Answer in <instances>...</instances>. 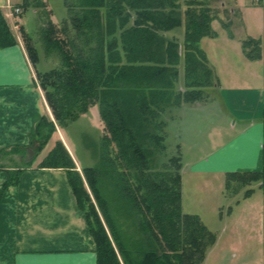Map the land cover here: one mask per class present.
I'll return each mask as SVG.
<instances>
[{"label":"trees","instance_id":"trees-1","mask_svg":"<svg viewBox=\"0 0 264 264\" xmlns=\"http://www.w3.org/2000/svg\"><path fill=\"white\" fill-rule=\"evenodd\" d=\"M34 1L44 5L43 0ZM199 3L188 0L184 20L179 0H75L78 10L72 18L60 25L50 19L45 29L48 44H55L60 50L62 65L38 73V84L54 120L49 115L37 120L29 146H34L35 155L39 156L53 138L57 124L65 125L92 106H99L105 125L101 156L106 167H112L115 172L121 165L135 169L127 178L120 172L122 183L125 182L132 206L142 215L148 234L157 245V249L145 252L142 258L131 248L119 246L126 264H201L217 240L216 234L198 214L182 210L181 156L174 159L177 171L168 173L166 178H163L164 172L151 169L155 166L151 164L155 151L166 148L164 133L160 132L166 121L160 116L167 109L186 102L206 100L207 89L219 84L201 45L203 37L217 35L212 25L217 16L210 7L199 6ZM32 4L35 5L29 0L23 3L26 7ZM71 22L76 27L75 33ZM184 23L186 36L181 52L180 42L167 38L166 32ZM80 34L85 36L87 43L84 45L79 42ZM90 35L96 46L91 45L92 39L88 41ZM16 42L1 15L0 45ZM31 42L27 43L28 54L36 63L39 52ZM244 45L253 46L252 49L259 47L252 39ZM253 52L249 50L247 54L256 57ZM182 56L185 58V87L178 89ZM39 159L31 164L66 170L78 206L85 212L96 242L97 264H122L63 139L54 141ZM4 167L0 165L1 169ZM23 169H7L9 180L4 188L17 185ZM82 171L102 206L97 183L103 171L98 166H86ZM230 179H237L244 186L262 181L264 186V150L260 170L231 172L227 186ZM252 190L248 189L246 194ZM103 211L108 227L114 231L113 219ZM116 235L113 232L114 240L115 237L118 240Z\"/></svg>","mask_w":264,"mask_h":264},{"label":"crops","instance_id":"crops-1","mask_svg":"<svg viewBox=\"0 0 264 264\" xmlns=\"http://www.w3.org/2000/svg\"><path fill=\"white\" fill-rule=\"evenodd\" d=\"M198 1L199 6L211 7L208 0ZM8 4L15 9L22 6V2L0 0V16L3 15L9 23L11 18L7 17ZM221 4H231L234 17L230 23L223 21L224 25L220 21L223 20L221 16L216 13L217 18L212 25L217 35L203 37L202 48L218 79L219 54V61L223 60L227 66L231 64L233 68L235 62L229 63L228 57L234 60L236 56L233 50H236L241 59H244L246 69L242 75H230L227 78V86H222L219 82L214 86V95L211 96H217L225 113L229 115V123L233 119L230 127L233 131L237 130V135L194 161L189 159V156L186 157L183 146L179 148L182 155V210L198 214L202 219V215L193 211L194 209H185L186 173L192 176L188 183L189 191L194 190L193 186L196 185L195 180L199 174L205 186V179L211 180V183L218 185L221 195L227 197L229 173L257 171L263 166L264 0H222ZM248 9L249 14L246 13ZM257 19L261 23L260 29L252 31ZM21 20L22 17L16 25L24 31ZM217 22L220 24L219 29L215 27ZM185 36L186 32L184 40ZM18 38L15 44L0 45V152L17 145L22 148L30 147L37 120L43 115H48L43 90L33 73L27 51ZM172 39L180 44L183 42L181 37L174 35ZM250 39L258 42L256 57L247 54L253 46L245 47L244 42ZM217 49H220L219 53H216ZM183 59L185 65V58L182 56L181 62ZM179 68L181 70L180 65ZM221 88L226 90L222 91ZM209 99L211 98L206 101L209 102ZM203 101L186 102L181 106L202 104ZM217 117L224 119V113ZM205 123L206 120L201 126H205ZM65 144L70 150L69 145L66 142ZM70 152L72 154L71 150ZM1 163H4V160ZM18 167L24 168L18 184L4 188L9 180L7 169ZM256 182L259 191L263 192L260 202L264 216V186L262 181ZM200 184L202 185V182ZM241 190L239 187L237 193ZM256 190L258 189L253 188L254 192ZM0 197V264H97L95 239L90 233L85 212L78 206L65 169L36 167L31 161L23 165H5L0 168ZM192 206L190 205V208Z\"/></svg>","mask_w":264,"mask_h":264},{"label":"rangeland","instance_id":"rangeland-1","mask_svg":"<svg viewBox=\"0 0 264 264\" xmlns=\"http://www.w3.org/2000/svg\"><path fill=\"white\" fill-rule=\"evenodd\" d=\"M29 1L34 2L35 5L32 4L26 7L23 5L25 0H21L22 6L19 8L20 10H17V8L14 9L11 4H8L7 17L11 18V20L9 23L7 21V24L13 37L15 39L19 37L18 40L23 43L27 54L28 41H32V45L38 49L39 58L36 63H34L28 54L33 66V73H35L38 81L39 72L62 65V56L59 48L55 44H48L44 36L45 29L50 22L49 20L51 19L55 24L60 25L65 19L72 18V16L76 14L78 8L74 4L75 0H43L44 5L36 4L34 0ZM179 1L181 3L180 10L185 20L184 13L189 7L188 0ZM221 2L222 0H208L213 14L216 15V13H218L223 19H220L222 23L223 21L229 22L231 18L234 17L231 12L232 5L229 4L225 6L222 5ZM250 9L246 11L247 14H249ZM20 17H22L21 21L26 31L20 30V26L16 25ZM15 18H19V20ZM247 21H249V17ZM69 24L72 27V32L75 33L76 27L72 22ZM260 26L261 23L259 19H257L256 24L252 27V31L259 30ZM215 27L219 29L220 24L218 22L215 23ZM249 29L251 30V28ZM185 32L186 25L184 23L180 27L167 31L166 36L169 39H172L173 35L175 37H181L183 40L181 44L182 51L185 41ZM30 36L32 40H29ZM79 39L81 45L87 43L83 34H80ZM88 41H91V45L96 46V42L91 35L88 37ZM252 50H254L253 53L257 51L256 48ZM233 51L236 56L235 59L233 60L231 58L230 60V57H228L229 63H232L231 61L235 62L233 68L231 64L227 66L223 60L219 61L220 54L217 55V67L220 75L219 82H221L222 86L228 85L227 78L233 73L239 75L245 73L246 63L243 64V62H245L244 59H241L242 57L238 55L239 53H237L236 50ZM219 52L220 49H217L216 53ZM180 67V77L177 81L178 89L185 87L184 59L180 63ZM221 89L222 91L226 90L225 88ZM207 91L209 92L208 98H211L209 102L206 101L208 100L207 98L203 101V105L185 104L179 108L167 109L166 112L160 116V119L166 121L164 128L160 129V132L164 133L165 136L164 143L166 148L155 151L153 154L154 161L151 163L152 166H155L151 169H155L161 173L164 172L163 178H166L168 173L171 174L177 171L173 163L176 162L177 165V160L174 161L175 156H181L182 162V155L179 150L181 146H183L186 157L188 158L189 156V159L194 161L199 157L205 156L206 153L211 149L217 148L218 145L221 146L223 143H227L233 136L237 135L235 133L237 130L233 131L230 127L233 123V119H231L229 123V115L225 113L226 111L222 108L217 96L211 97L214 95V87L208 88ZM45 100L48 105L47 114L54 120V115L46 97ZM221 113H224V119L223 117H217ZM213 119L214 121L212 122L211 120ZM205 120V126H201ZM238 128L239 127H237V129ZM104 135L105 125L101 118L100 109L98 105H94L85 113L81 114L79 118L69 121L62 126L57 124V130L53 138L39 156L35 155L34 146L16 148L17 145L0 154V157L2 156L3 158L0 159V165H23L25 162L28 163L29 161H31V163H36L40 160L39 158L42 159V156L50 149L54 141L59 138L63 139L69 145L76 163L78 162L77 168L84 178L86 190L90 194L97 212L106 225V230L113 241V245L121 263L126 264L125 257L119 246L131 248L134 253L138 252V257L142 258L145 252L157 249V245L151 240L152 238L148 234L142 215L132 206L131 193L124 187L125 182L122 183L123 175L120 174V172L126 177L129 176L128 174L132 171H135V169L129 168L127 165H121L118 167L119 171L115 172L112 167H106L101 156V149L103 147L102 139ZM2 160H4V163H1ZM86 166H98L100 167V171H103V173L105 172V175L101 173L97 183L98 195L100 196L99 199L103 202L102 206L100 205V201L93 187L90 186L84 177L82 168ZM107 169L108 172H106ZM180 172H182V167ZM185 175V188L187 189L185 209L191 211L194 209L193 211L199 212L203 217V222L217 236L215 247L211 250L212 252L207 257V260L205 259L206 261L201 264H264V216L261 213L260 202L263 192L259 191L258 182H251L249 185L244 186L237 179H230L228 186H226L227 189L225 187L227 190V197H225V195H221L218 185L211 183V180L205 179L207 182V186H205L203 184V179L200 180L199 174L195 180L196 185L193 186L194 190L189 191L188 183L192 176H190L189 173ZM161 176L160 174V177ZM135 177L136 175L134 178ZM201 182L202 185L200 184ZM239 187H241L242 190L240 193H237ZM253 188L258 190H256V192L252 190L251 193L246 194L248 189ZM134 192L133 189V193ZM190 205L193 206L190 208ZM103 210L109 213L111 219H113L115 224L114 231L108 227ZM113 232L117 234L118 240L116 237L115 240L113 239ZM141 251L144 252L139 254ZM130 254L133 255L132 253Z\"/></svg>","mask_w":264,"mask_h":264},{"label":"built area","instance_id":"built-area-1","mask_svg":"<svg viewBox=\"0 0 264 264\" xmlns=\"http://www.w3.org/2000/svg\"><path fill=\"white\" fill-rule=\"evenodd\" d=\"M19 8H20V7H17V10H20Z\"/></svg>","mask_w":264,"mask_h":264}]
</instances>
